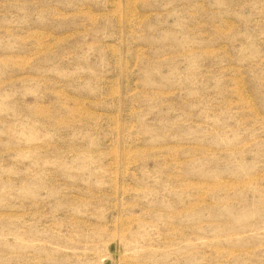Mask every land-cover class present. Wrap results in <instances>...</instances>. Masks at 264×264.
Listing matches in <instances>:
<instances>
[{"label":"rangeland","instance_id":"374dc122","mask_svg":"<svg viewBox=\"0 0 264 264\" xmlns=\"http://www.w3.org/2000/svg\"><path fill=\"white\" fill-rule=\"evenodd\" d=\"M0 264H264V0H0Z\"/></svg>","mask_w":264,"mask_h":264}]
</instances>
